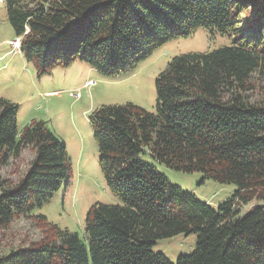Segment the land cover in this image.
Instances as JSON below:
<instances>
[{"label": "trees", "instance_id": "16d2710c", "mask_svg": "<svg viewBox=\"0 0 264 264\" xmlns=\"http://www.w3.org/2000/svg\"><path fill=\"white\" fill-rule=\"evenodd\" d=\"M239 1L5 0L39 76L76 60L109 76L127 72L199 29L232 43L172 58L156 78V112L131 103L93 112L99 166L118 203L94 204L82 238L35 215L70 192L65 143L44 121L20 130L18 107L0 100V236L22 219L49 229L48 238L0 252V264H264V106L245 97L264 72V6L254 0L257 12L240 27ZM26 150L33 159L23 177L3 180ZM153 162L236 190L214 208ZM181 234L196 235L192 253L173 263L155 252L159 241Z\"/></svg>", "mask_w": 264, "mask_h": 264}, {"label": "rangeland", "instance_id": "374dc122", "mask_svg": "<svg viewBox=\"0 0 264 264\" xmlns=\"http://www.w3.org/2000/svg\"><path fill=\"white\" fill-rule=\"evenodd\" d=\"M262 2L264 0H255ZM242 27L251 23L250 17L257 12L254 0H240ZM248 19V21H247ZM254 20H257L254 17ZM252 20V21H254ZM15 32L7 17L5 0H0V100L18 107V127L22 130L33 121H44L48 129L66 145L73 165L70 192L58 200L36 210L35 215H44L49 222L72 233L84 236L86 215L97 203L117 204L118 199L110 192L99 166V150L91 123L92 114L102 106H140L156 112V78L165 71L175 56L186 53H206L232 41L228 37L199 29L186 39L175 40L156 50L150 57L127 72L105 75L86 62L76 60L68 67H59L48 75L39 76L33 64L26 61L12 43ZM95 82L89 87L85 84ZM251 104L264 106V72L252 77L251 90L245 94ZM33 159L30 150L13 162L1 174L6 182L17 183ZM158 172L183 191L194 193L201 201L214 208L226 202L236 190L235 186L221 185L206 180L200 173L187 174L170 170L153 162ZM257 203L241 210V217L249 213ZM48 227L35 225L22 219L0 236V252L28 247L48 238ZM197 244L195 234H181L157 243L155 252L163 253L171 262L192 253Z\"/></svg>", "mask_w": 264, "mask_h": 264}, {"label": "built area", "instance_id": "2783aa9c", "mask_svg": "<svg viewBox=\"0 0 264 264\" xmlns=\"http://www.w3.org/2000/svg\"><path fill=\"white\" fill-rule=\"evenodd\" d=\"M15 46H17V44H15ZM92 84H94V83H89L88 85H92Z\"/></svg>", "mask_w": 264, "mask_h": 264}]
</instances>
